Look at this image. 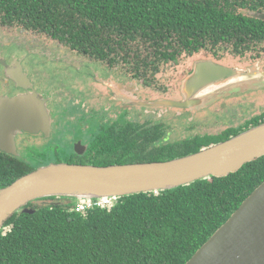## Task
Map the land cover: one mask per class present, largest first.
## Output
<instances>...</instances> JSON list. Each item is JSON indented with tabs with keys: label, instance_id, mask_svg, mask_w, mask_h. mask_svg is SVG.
<instances>
[{
	"label": "trees",
	"instance_id": "trees-1",
	"mask_svg": "<svg viewBox=\"0 0 264 264\" xmlns=\"http://www.w3.org/2000/svg\"><path fill=\"white\" fill-rule=\"evenodd\" d=\"M261 9L264 0H0V25L22 27L96 61L118 64L144 86L150 84L147 75L182 53L222 49L244 55L260 46L264 51V19L250 14ZM94 116L92 110L83 113L88 119L82 133H98L103 147L96 162L75 163L166 160L200 149L195 136L183 148L164 140L170 127L162 120L123 118L122 128L118 122L107 129ZM262 121L264 111L251 122L226 127L218 141ZM36 155L0 151V188L35 169L30 162ZM263 179L264 155L225 176L123 195L80 211L74 197H44L26 205L32 212H13L4 222L0 264H184Z\"/></svg>",
	"mask_w": 264,
	"mask_h": 264
},
{
	"label": "water",
	"instance_id": "water-1",
	"mask_svg": "<svg viewBox=\"0 0 264 264\" xmlns=\"http://www.w3.org/2000/svg\"><path fill=\"white\" fill-rule=\"evenodd\" d=\"M251 13L264 19V11ZM0 63L5 64L6 76L24 90L11 96L0 95V151L16 155V133L27 131L34 134L41 131L48 136L50 118L46 100L32 90L21 66L18 64L10 68L1 57ZM191 69L181 82L183 97L179 100L137 97L136 100L132 98L133 104L181 109L206 105L212 100L211 97L203 100L196 95L197 92L207 84L226 77L237 79L232 83L220 84L209 93L219 97L232 94L244 88L246 81H249L250 89L264 87V70L248 72L218 64L211 59L197 60ZM238 76L245 78L239 79ZM229 87L235 90L219 94ZM85 147L80 140L73 145L77 152H83ZM262 155L264 121L211 146L201 147L196 152L166 160L107 165L51 161L0 188V229L13 212H32L26 205L34 199L49 196L81 200L117 199L139 192H157L210 176H225ZM184 264H264V179Z\"/></svg>",
	"mask_w": 264,
	"mask_h": 264
},
{
	"label": "rangeland",
	"instance_id": "rangeland-1",
	"mask_svg": "<svg viewBox=\"0 0 264 264\" xmlns=\"http://www.w3.org/2000/svg\"><path fill=\"white\" fill-rule=\"evenodd\" d=\"M261 11H263L261 9ZM4 27V28H3ZM0 26V39L4 38L3 41L0 40V57L2 53L10 54L11 50L7 47L8 44L5 43L7 38L9 36H22L25 35L26 39H33V38H43L46 42L50 44V41L45 38L44 35L37 33V32H29L24 30L22 27H16L12 26L10 33H7L8 30L7 26ZM4 36V37H3ZM56 41V40H55ZM53 40V43H55ZM7 47V48H6ZM6 49V50H5ZM16 49V48H15ZM5 50V52H3ZM17 51H19L17 49ZM14 53V52H13ZM47 55V54H46ZM253 55V56H252ZM204 59H211L212 61L221 64V65H226L232 68H237V69H242L248 72L251 71H256V70H264V51H262L261 46L259 47V50L253 49V51L245 52L244 55L242 54H233L229 50H215L214 53L211 50H199L191 55H187L185 53H182L181 55L178 56L177 61H169L166 63H163L159 70L153 74L147 75L149 77V85H141V81L136 80L135 78H131V89L130 92H134V97L135 100L137 97H140L139 99H157V98H163L167 97L170 99H180L183 97V93L181 92V82L182 80L188 75V73L192 70V66L195 61L197 60H204ZM30 62L27 64L25 63V68L28 71V74L34 77H38L41 81V83H35L34 82V88L36 92L43 97L48 96V88L49 86H53V84L56 87H62L64 88L67 87L69 83H71L72 77H65V81L62 84H57L56 80L54 78V75L52 74L53 69H54V64L49 63L46 61L45 63H37L36 61L38 60L36 54H32L29 57ZM91 62V61H90ZM93 63H99L100 66H102L104 63L98 62L96 60H92ZM91 62V63H92ZM257 63V64H256ZM5 65V64H2ZM2 65L0 64V95H8L10 93L15 92V89L12 88V86L6 84L7 82L4 79L3 76V70H2ZM6 65H8L6 63ZM247 66V67H246ZM4 67V66H3ZM69 73H74L75 70L73 68H69ZM120 69H117V74L119 75ZM125 76L126 73L123 72L122 74ZM60 76V75H59ZM61 77V76H60ZM63 78V77H62ZM239 79H244L245 76H238ZM71 79V80H70ZM121 76H118L119 84L122 83ZM130 79V78H129ZM237 78H232L229 81L227 80L226 82L232 83V80H235ZM107 83L111 84L109 87L116 92L120 91L121 85L115 84L112 82L111 76L104 77V81L101 82V84H97L102 90L106 89V85L102 83ZM224 82V83H226ZM53 83V84H51ZM223 83V82H222ZM220 81L215 82V83H210L207 84L206 86L200 88V90L197 92V96L205 100L207 96L211 97L213 101L212 103L209 101L206 105L205 104H199L193 107L185 108V110H182L181 108H174L175 110H172L170 112V117L169 120V125H171L172 120H177L178 118H187V122L192 121L193 123V135L196 137L197 140V146L196 147H207L211 146L217 142H220V134L223 132V130L228 127V126H233V127H238L239 125H243L246 122H251L254 117L257 115L261 114L264 111V87L258 88V89H250L249 86V81L244 82V88H242L240 91L234 92L232 94H226L224 96H217L212 95V93H209L212 89V92L215 90L217 86H219ZM51 84V85H50ZM73 84V83H72ZM62 85V86H60ZM9 87V89H8ZM68 88H71L68 86ZM232 87L223 89L219 92H231ZM244 91V92H243ZM255 91V92H252ZM249 92L248 94H241ZM203 96V94H205ZM142 96V97H141ZM148 96V97H147ZM87 96H84V104L86 105H94V103H99L101 102V96L99 94V101L96 100V98H86ZM145 97V98H144ZM151 97V98H149ZM86 98V99H85ZM109 99V98H108ZM221 99V101H220ZM94 101V102H93ZM113 102L112 99L108 100V103ZM89 103V104H88ZM214 103V105H213ZM100 104V103H99ZM106 103H104L105 105ZM64 105H67L65 102H60L58 105H52L51 109H49L51 116L53 117L55 115V112L60 110L61 107H64ZM133 105V111L136 112L137 109L141 108L140 106H137V104H131ZM148 109V107H146ZM98 109V115L97 118H102V117H107L108 118H115L114 114H109L106 110H102L101 108ZM95 109V110H97ZM168 108H166L165 111H167ZM181 109V110H180ZM114 112L119 111L118 107L113 108ZM139 111V110H138ZM175 111V112H174ZM186 111V112H184ZM73 113V110L66 111L63 113L64 118H66V113ZM190 112V113H189ZM109 114V115H108ZM57 115V113H56ZM73 119V117H71ZM88 118H84L82 116H76L75 119L72 122L64 121L62 125L59 127L55 128L54 130L57 129V131H52L51 136L47 137L42 136V138L47 139L48 141V154L46 155V151L43 152L42 154H39L35 156L34 158H37L41 156L40 162L46 163L48 161H63V160H68L70 159L71 161H91L96 162V152L97 150L102 149L101 143L97 142L98 140V133L97 134H92L90 133V137L93 136V140H89L85 150L83 152H77L76 150H73V140L71 143L68 145L62 143L63 139L66 140V138L73 137V134L77 133V136H79L83 141L85 140L84 134L82 131L79 129V125L81 126H87L86 123H84ZM53 120V123H60V117L56 116ZM79 120V123L77 122ZM83 120V121H82ZM173 121V122H174ZM182 121V119H181ZM178 122L180 121H175L174 125H178ZM77 123L76 126L73 124ZM156 122L155 124H157ZM103 124H99V128L102 127ZM105 128H110L111 124L107 123L104 125ZM104 128V129H105ZM92 129H88L87 131H91ZM179 128L176 127V131H178ZM100 132V129L99 131ZM81 133V134H80ZM96 136V138H94ZM191 136V137H192ZM87 137V135H85ZM190 137V138H191ZM79 139V138H78ZM88 141V140H87ZM39 142L38 139L33 137H27L26 140L24 141V146L30 145V150L31 152H34V144H37ZM21 145L23 144V141L20 142ZM106 144V143H103ZM61 147V149L56 150L55 148ZM72 146V147H71ZM20 149V148H19ZM22 153L26 154L25 150H22ZM22 154V156L24 155ZM85 155V156H84ZM102 159H100L98 162L100 163ZM105 161L108 162L110 159L105 158ZM112 161V160H111ZM134 160L132 158L127 159V162H133ZM42 165V164H41ZM40 166V164H35V168ZM41 199V198H38ZM38 199H34L38 200ZM76 200V199H75Z\"/></svg>",
	"mask_w": 264,
	"mask_h": 264
},
{
	"label": "flooded vegetation",
	"instance_id": "flooded-vegetation-1",
	"mask_svg": "<svg viewBox=\"0 0 264 264\" xmlns=\"http://www.w3.org/2000/svg\"><path fill=\"white\" fill-rule=\"evenodd\" d=\"M0 26L3 27L5 25H0ZM16 27H18V26H16ZM5 29L8 30L7 33H10L11 26H7V28H5ZM28 31L34 32L31 30H28ZM45 38H47L50 41V44L48 42H46L45 40H43V38L41 39L39 37L33 38V39H31V38L26 39L25 35L16 36V37L9 36L5 43L8 44L7 47L11 50V52H10V54L2 53L3 57L1 56V58L4 60L5 63L8 64L7 65L8 67H13V66L15 67L19 64L21 66V70L27 76V79L29 80V83L32 86V90H34L35 92H36V90L33 86L34 82L37 84V83H41V81L37 76L34 77V76L29 75L27 69L25 68V63L27 62V64H28L30 62L29 57L32 54L37 55V58H38V60L36 61L37 63H45L46 61H48L49 63L54 64V69H53L52 74L54 75V78H55L57 84H62L65 81L64 80L65 77L66 78L72 77L73 81L71 83H69L67 85V87H65V86H64V88L56 87L53 83H51V84H53V86H49L48 91H47L48 96L43 97L40 94L43 98L46 99V105L49 107V109H51L52 105H58V103H60V102H65L67 104V105H64V108L61 107L60 110L56 111L55 115L53 117L51 116L52 119H54L56 116H58V117L64 119V121L72 122L76 116H82L84 112L92 110L94 115H95L94 117H96V123L99 122V124L102 123L104 125L107 123H110L113 126H116V123L122 122L123 118H125L126 120H129V121L132 119L141 121L143 116L145 118L162 120L166 126L170 127L167 130L166 134L163 136V139L164 140L171 139L170 141H175L177 144H179L180 148H183V146L186 144V141L194 134L192 131L193 128L191 126L194 122L190 124L189 122L186 121L187 118H184L183 122L182 121L178 122V125H174V122L179 120V118L175 121L171 119L172 124L169 125L168 122L170 119H168V118L171 116L170 112H172V110H175L174 108H168L167 111H165L166 110L165 107H148V109H147L144 106H140L141 108L137 109V111L134 112L133 111V105L131 106V104H133L132 98H135L134 97L135 91H133L132 93L130 92V89L132 86L130 81H131L132 77H131V73L129 71H127V69L125 67H120L118 64H113L112 66H109L107 63H104V62H102L104 64L102 66H100L99 63H93L92 62V60H94L92 57H90L87 54L79 52L76 48L71 49L68 46H66L65 44L61 43L60 41H55V43H53V40H55V39H52L50 37H45ZM3 39L4 38H2L0 40L3 41ZM13 47H15L16 49ZM17 49L19 51H17ZM5 50L3 52H5ZM86 60H89L92 63H87ZM98 62H101V61H98ZM3 66L4 65H2V67H1L2 70L4 68ZM70 67L75 70V72L73 74L69 73ZM117 69H120L119 75H115V74H117ZM123 72L126 73L125 76L120 75ZM2 73H3L5 81L7 82L6 84H8L9 86L11 85L12 88L15 89V92L10 93V91H9L6 94L14 95V94L22 93L24 91L23 88L15 86V83L11 79H9L8 77H5V68H4ZM107 74H108V76H111L112 82L115 84H119L118 76H121L122 83L119 84V85H121L120 91L116 92L115 90H113L109 87L111 84H107L105 82L102 83V84L106 85L105 90H102L99 86H97V84H101V82L104 81V77H106ZM230 79H231L230 77H226V78H223L219 81H220V83H222V82L224 83L227 80L229 81ZM60 86H62V85H60ZM68 86H70L71 88H68ZM8 89H9V87H8ZM252 92H255V91H252ZM248 93L249 92H245V93H241V94L245 95ZM99 94L101 96V102H99L100 104L99 103L98 104L94 103V105H91L89 103H88L89 105L84 104L83 101H84L85 95L87 96L86 98H89V97L94 98L95 97L96 100L99 101L98 100ZM108 98L112 99L113 102L108 103V100H109ZM149 98H151V97H149ZM220 101H221V99H220ZM104 103H106V104L104 105ZM213 105H214V103H213ZM69 106H71L73 108L74 115H69V113L67 112L66 113L67 116H66V118H64L63 113L68 110L67 108ZM78 106H80L82 108L80 110H77L76 107H78ZM114 106L118 107L119 111L114 112L113 111ZM97 108H101L102 110H106L107 112H109V114L110 113L111 114L117 113V114H114L115 118H108V116H107V117H102V118L98 119L97 115L99 112H98ZM95 109H97V110H95ZM182 110H185V108H183ZM184 112H186V111H184ZM56 113H57V115H56ZM71 117H73V119H71ZM126 123L127 122H122V123H118L117 125L119 126V128H122ZM176 127L179 128L178 131H176ZM55 128H57V126L54 125L53 120H52V126H50L51 130H50V133L48 134V136H46L41 131L34 133V134L29 133L27 131H22L20 133L17 132L15 135V142H16L17 150L19 148H21V149L29 148V145L22 147L24 144H26V143H24V141L26 140L27 137H33L34 136V138L39 140V142L37 144H34V151L40 152V154L43 153L42 151H44V152L48 151V141H47V139L42 138V136H46V138L51 136V133ZM85 128H86V126H80L79 127V129L81 131ZM54 131H57V129ZM85 132H86V130H85ZM76 134L77 133L73 134V137H69V140H68V138H66V140L63 139L62 143L68 145V147H69V144L71 143L72 140H73V145L78 140H80L81 144L87 146L88 142H90L89 140L91 139L90 135L84 134V135H87V137L86 138L84 137L85 140L83 141ZM116 135H117V132L115 129L113 137H115ZM21 141H23L22 145L20 143ZM129 142L131 143V141H129ZM55 149L58 150V149H61V147L56 146ZM9 155L20 156L19 153H18V155H14V154H9ZM42 155H45V154H42ZM41 156H39L37 158H32L30 165H35L37 163L36 161L40 162ZM63 161H66V160H63ZM9 162H11V161H9ZM48 162H51V161H48ZM48 162H46V163H48ZM39 164L41 165L44 163L40 162ZM15 171H16V169H13L12 170L13 173L10 176H12Z\"/></svg>",
	"mask_w": 264,
	"mask_h": 264
},
{
	"label": "built area",
	"instance_id": "built-area-1",
	"mask_svg": "<svg viewBox=\"0 0 264 264\" xmlns=\"http://www.w3.org/2000/svg\"><path fill=\"white\" fill-rule=\"evenodd\" d=\"M156 193V191H154ZM113 200H115L114 198H109V197H104V198H98V199H78L76 201V205H75V210L80 211L83 210L87 207H90L92 205L94 206H105V205H109Z\"/></svg>",
	"mask_w": 264,
	"mask_h": 264
},
{
	"label": "clouds",
	"instance_id": "clouds-1",
	"mask_svg": "<svg viewBox=\"0 0 264 264\" xmlns=\"http://www.w3.org/2000/svg\"><path fill=\"white\" fill-rule=\"evenodd\" d=\"M1 95H4V94H1ZM9 96H11V95H9ZM45 99V98H44ZM46 100V99H45ZM46 107H47V109H48V113H49V118H50V126H52V118H51V114H50V111H49V107L46 105ZM64 108V107H63ZM63 110V109H62ZM69 115H74L73 113H71V114H69ZM60 123H58V122H56V123H54V125H56L57 127H59L60 125H62L63 124V122H64V119H62V118H60ZM30 145H29V148H27V149H18L17 151H18V153H19V155L20 156H22V150H25L26 152H29V151H31L30 150ZM35 153L37 154V153H39L40 154V152H37V151H35ZM16 155H18V154H16ZM37 156V155H36ZM76 199V198H75ZM78 199H76V201H77Z\"/></svg>",
	"mask_w": 264,
	"mask_h": 264
},
{
	"label": "bare ground",
	"instance_id": "bare-ground-1",
	"mask_svg": "<svg viewBox=\"0 0 264 264\" xmlns=\"http://www.w3.org/2000/svg\"><path fill=\"white\" fill-rule=\"evenodd\" d=\"M11 68V67H10ZM5 76H6V74H5ZM6 77H8V76H6ZM9 78V77H8ZM10 79V78H9ZM73 189H69V191H72ZM76 190H78V189H75V190H73V191H76ZM75 198V197H74ZM33 201V200H32Z\"/></svg>",
	"mask_w": 264,
	"mask_h": 264
}]
</instances>
